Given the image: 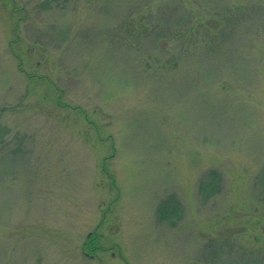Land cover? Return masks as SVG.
Masks as SVG:
<instances>
[{
  "label": "rangeland",
  "instance_id": "rangeland-1",
  "mask_svg": "<svg viewBox=\"0 0 264 264\" xmlns=\"http://www.w3.org/2000/svg\"><path fill=\"white\" fill-rule=\"evenodd\" d=\"M0 264H264V0H0Z\"/></svg>",
  "mask_w": 264,
  "mask_h": 264
}]
</instances>
